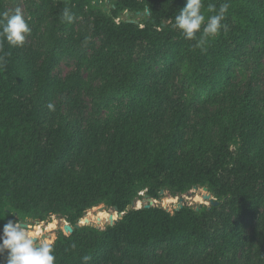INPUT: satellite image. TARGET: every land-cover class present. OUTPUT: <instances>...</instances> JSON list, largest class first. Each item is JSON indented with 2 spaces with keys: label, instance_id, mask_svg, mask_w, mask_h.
<instances>
[{
  "label": "trees",
  "instance_id": "obj_1",
  "mask_svg": "<svg viewBox=\"0 0 264 264\" xmlns=\"http://www.w3.org/2000/svg\"><path fill=\"white\" fill-rule=\"evenodd\" d=\"M95 1L54 4L42 0L43 15L48 12L53 22L48 25L44 42L45 58L35 71L46 96L32 107H25L20 98L30 91L33 60L19 58L16 48L6 41L0 47L4 58L0 69V233L15 215L41 221L56 215L75 227L81 220L86 221L83 218L88 210L100 204L125 212L140 198V192L158 199L162 190L179 195L195 187H207L216 197L228 198L235 213L249 208L253 215H259L254 233L247 239L255 258L247 263L264 264V211H258L264 206V97L254 99L251 85L244 95L236 93L238 85L230 88L241 53L229 50L233 44L242 47L254 42L256 54H264V1L203 0L206 17L212 14L207 11L210 3L217 9L224 2L230 7L224 21L227 32L210 38L202 49L193 47L195 41L186 40L168 23L186 0H110L109 12L98 5L99 0ZM65 7L74 17L72 22L61 16ZM5 11V2L0 0V13ZM125 12L149 17L144 23L132 19L116 22ZM89 14L94 35L103 41V46L93 49L91 55L79 49L82 35L75 38L76 20ZM68 30L67 40L59 36ZM139 42L148 43L156 51L163 47L172 50L164 69L169 79L164 81L182 75L185 88L192 90L191 101L173 99L157 84L149 83L151 68L145 62L136 64L134 59ZM66 49H75L78 57L83 54L80 64L64 81H55L53 71ZM84 68L89 72L88 79L82 76ZM97 80L101 83L93 88ZM91 90L107 105L128 99L131 110L103 128H90V137L83 139L87 149L75 154L79 167L68 166L70 149L78 145L70 116L81 107V98L68 103L67 113L60 107L52 108L56 116L50 119L53 127L44 144L42 106L45 101L53 105L58 94L80 95ZM227 91L226 104L214 114L202 110L200 127L187 136L192 102L215 104ZM167 103L172 105L171 119L169 128L163 130L159 117ZM216 129L221 133L218 142L212 135ZM238 140L248 148L244 147L237 161L234 183L226 185L221 174L234 158L231 147ZM208 159L210 163L203 166ZM214 211L216 208L184 207L170 214L162 208L144 207L125 214L104 230L74 228L69 236L61 234L54 245L55 264H82L85 255L91 257L88 264H122L115 251L123 244L122 257L140 264H145L147 249L159 245L178 251L181 263L193 248L196 256L206 254L202 264H223L230 252L234 254L231 264H236L237 251L245 242L238 234L218 238L210 233ZM164 259L162 256L157 264H164Z\"/></svg>",
  "mask_w": 264,
  "mask_h": 264
},
{
  "label": "rangeland",
  "instance_id": "obj_2",
  "mask_svg": "<svg viewBox=\"0 0 264 264\" xmlns=\"http://www.w3.org/2000/svg\"><path fill=\"white\" fill-rule=\"evenodd\" d=\"M52 3L57 4L58 2L66 1V0H50ZM98 0L95 2L97 3ZM264 1V0H261ZM6 11L11 13L14 11L16 7H20L24 13V16L29 23L31 28V34L27 36L25 45L23 47H16V53L19 58H31L33 60L34 72L31 74L30 79V91L26 92L24 97L20 98V101L24 104L25 107H32L36 102L40 101L42 98H45L46 93L41 89L37 82L36 78V70L42 65L43 60L45 58L46 48H45V39L48 36V25L53 22L50 18L49 13L46 12V16L43 15L44 9H42V0H4ZM93 3L96 5V3ZM99 6L104 8L107 12L110 11L112 3L110 0L101 1L99 0ZM149 16H146L145 13H128L125 12L122 14V17L117 19L116 22H120L123 20L132 19L136 23L143 22L147 20ZM169 23V22H168ZM144 27V24L141 25ZM94 23L93 17L89 14L87 17H81L76 20L75 26V38L79 37V34L82 35L83 43L80 45L81 49L84 53H88L91 55L93 53V49H98L103 46L102 38L94 35ZM177 34L181 32L179 30H175ZM70 31L68 30L66 33L60 32L59 36L63 39H68ZM71 45V42L68 41V46ZM255 43L251 42L246 44L245 46L238 47L236 44L231 45L230 51H236L241 53L240 60L241 63L238 64L235 68V76L231 80L230 88H234L235 85H238L239 88L237 90L238 95H244L248 89L249 85L253 86V98L256 100H260L264 97V54L257 55L255 52ZM75 49H66L64 52L62 59L59 64L56 66L53 71L52 78L55 81H64L68 75L75 72L80 64L79 57L75 54ZM172 50L169 47H163L160 51H156L151 45L146 42H139L135 47V63H147L151 68V84H157L158 89H164L168 94L172 96L173 99H181L182 101H191L192 93L190 89L185 88L186 79L181 75L173 78L172 80H168V83L164 81V79H169L164 74V69L167 67V61L171 56ZM212 75V71L209 73V76ZM82 76L86 79L89 78V72L86 68L82 70ZM101 81H93L92 87H96L100 85ZM226 93L220 94L217 103H200L197 101L192 102V106L188 115V128L186 131L187 136H192L195 132V129L200 127V122L202 121L200 112L209 111L211 114L219 111L225 104V96ZM80 96L82 105L80 108H77L73 111L70 118L74 125L78 145L73 146L70 149V153L72 157L69 161L66 162L68 166H76L77 159L75 154L82 149L86 150V145L83 144L84 138L90 137V128L99 127L103 128L106 124L111 123L115 119H122L125 114L131 110L132 104H130L128 99L119 100L115 103H111L107 105V101H104L103 98L94 94V91L82 92L80 95L77 93L74 94H58L57 98L53 102V106L60 107L63 112L67 113L69 111L68 103L72 100ZM219 103V104H218ZM49 101H45L42 106L43 112V123H42V143L46 142L47 137L50 135V130L53 127V124L50 122L51 118H55V113L53 109L49 108ZM260 104V102H259ZM170 103L168 105L165 104L160 112V120L164 123L162 126L163 130H166L169 121L171 119L170 112ZM166 108V109H165ZM154 111L148 115H152ZM166 123V124H165ZM213 138L216 142H218L219 137L221 135L219 129H216L212 134ZM246 146V145H245ZM244 144L240 140L237 141L236 144H233L231 147L232 156L234 157L232 161L227 166V169L224 170L221 174L223 182L226 185H232L234 183V169L237 167V161L240 155L243 152ZM245 148H248V144ZM210 159L207 161H203V166H207L210 163ZM206 187H199L198 189L193 188L186 194L172 195L169 191L165 190L164 194H160V198L154 199L155 204L153 207H158L166 210L170 214H174L179 208L180 204H184L185 207L192 208L194 210L207 209L214 211V215L212 217L211 224L209 225L210 233L214 234L218 238H222L227 236L228 234H238L242 239V243L245 242L237 251V263L236 264H248L249 260H253L255 258L254 250H249V243L247 242L248 237H251L254 233V225L259 218V215H253V213L248 210L241 211L239 213H235L232 211L231 206L229 205L228 198H218L214 195V193ZM258 186L257 189H259ZM210 194L212 199L218 202L217 206H214L210 203L209 200L205 199V195ZM146 191L140 192V198L137 201L141 202V206L144 208L146 205L150 204L148 198H146ZM189 197V198H188ZM166 198V199H165ZM182 198L184 199L182 201ZM202 205V208H200ZM248 204L247 207H249ZM104 207V208H103ZM264 206L258 208V211L262 213L264 211ZM106 211V212H105ZM106 213L109 214L108 219H100V214ZM115 212L114 208L106 205L100 204L90 210H88L83 219L86 221H81L82 226L96 227L99 229H106L111 225L110 217ZM100 213V214H98ZM117 214V213H116ZM97 217V220L95 218ZM92 218V219H91ZM20 219L22 222L26 223L30 228L37 231V227H41L42 231L45 233L46 237L52 238L54 241V245L56 244L58 238L61 234L65 236H69L70 233L66 232L64 227L68 222L65 218H60L59 216H51L45 221H41L34 218H26L22 219L18 215H15V220ZM108 220V221H107ZM51 222H56V229L54 231H47V226ZM69 223V222H68ZM102 226V227H101ZM104 226V227H103ZM59 228V229H58ZM46 230V231H45ZM2 234V232L0 233ZM44 236V235H42ZM42 238V237H41ZM124 249V244L121 248L117 249L116 255L121 258L122 264H140L134 260H128L122 257V252ZM212 249L210 248L209 251ZM176 250H170L167 245H159L152 246L147 249V259L145 264H157L158 259L162 256L164 259V264H202L203 257L199 255L196 256L193 253V248L190 249L189 254L185 262H180L177 259ZM6 255L4 257H0V264H6ZM234 256L232 252L228 253L227 256L223 260V264H231V259ZM251 257V258H250ZM210 262V261H209ZM103 264H112L111 262H104Z\"/></svg>",
  "mask_w": 264,
  "mask_h": 264
},
{
  "label": "clouds",
  "instance_id": "obj_3",
  "mask_svg": "<svg viewBox=\"0 0 264 264\" xmlns=\"http://www.w3.org/2000/svg\"><path fill=\"white\" fill-rule=\"evenodd\" d=\"M230 4L221 3L217 9L215 4H208L209 16L204 14L203 0H186V5L169 20L174 30H179L186 40L195 41L193 47L203 48L210 38H215L221 31L227 32V18ZM61 16L67 22L74 17L70 9L65 7ZM31 34V28L20 7L13 12L0 13V47L6 41L10 47H23L26 38ZM4 58L0 56V69ZM54 106L49 104V108ZM75 245H73V248ZM55 247L52 238H41L40 233L30 228L26 223L9 220L0 234V257L6 255V264H55ZM82 264H88L90 256L81 258Z\"/></svg>",
  "mask_w": 264,
  "mask_h": 264
},
{
  "label": "water",
  "instance_id": "obj_4",
  "mask_svg": "<svg viewBox=\"0 0 264 264\" xmlns=\"http://www.w3.org/2000/svg\"><path fill=\"white\" fill-rule=\"evenodd\" d=\"M132 22H135V21H132ZM198 188H199V187H195V189H198ZM205 190H207V187L205 188ZM164 193H165V190H162V191H161V195L164 194ZM204 197H205L206 200H209L210 203H211L212 205H214V206H217V205L219 204L218 202H216L215 200L212 199V196H211L210 194H207V195H205ZM146 198L149 199L150 204L146 205L145 208H151V207H153L154 204H155V200H154L153 198L149 197V195H146ZM183 200H184V199L182 198V201H183ZM184 207H185L184 204H180V206H179V208L177 209V211H178V210H181V209L184 208ZM103 208H104V207H103ZM141 208H142V207H139V201H137V200H136V201H133L132 204L128 206V208L126 209L125 212H119L118 208H114V210H115L114 213H117V217H115L113 214L111 215V217H110L111 225L113 226V225L117 224L120 220L123 219V217H124L125 214H127V213H129V212H131V211H133V210H138V209H141ZM200 208H202V205H200ZM198 210H199V209H198ZM81 221H82V220H81ZM81 221H80V222H81ZM80 222H79L75 227H73L70 223L67 222V223L65 224V227H64L65 231H66V232H69L70 234H72L73 231H74V228H81V227H82V225H81Z\"/></svg>",
  "mask_w": 264,
  "mask_h": 264
},
{
  "label": "bare ground",
  "instance_id": "obj_5",
  "mask_svg": "<svg viewBox=\"0 0 264 264\" xmlns=\"http://www.w3.org/2000/svg\"><path fill=\"white\" fill-rule=\"evenodd\" d=\"M189 198V197H188ZM166 199V198H165ZM139 206H141V202L139 203ZM106 212V211H105ZM100 214V213H98ZM110 214V213H109ZM109 214H106V213H103L100 214V219L104 218V219H108L109 218ZM113 215L115 216V213H113ZM95 220H97V217L95 218ZM108 221V220H107ZM56 222H51L48 226H47V231H54L56 229ZM102 227V226H101ZM104 227V226H103ZM59 229V228H58ZM46 231V230H45ZM37 232L40 233V236L43 238V237H46L45 236V233L42 231V228L41 227H37ZM44 235V236H42Z\"/></svg>",
  "mask_w": 264,
  "mask_h": 264
}]
</instances>
